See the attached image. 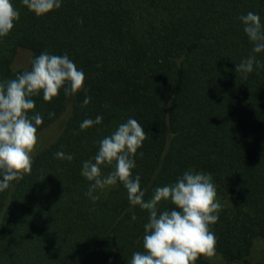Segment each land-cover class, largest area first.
<instances>
[{
	"label": "trees",
	"instance_id": "trees-1",
	"mask_svg": "<svg viewBox=\"0 0 264 264\" xmlns=\"http://www.w3.org/2000/svg\"><path fill=\"white\" fill-rule=\"evenodd\" d=\"M12 2L20 18L0 38V81L25 71L11 69L18 49L31 62L67 54L86 79L73 96L32 98L30 115L43 123L31 174L0 192V264H129L144 250L147 210L119 182L94 204L81 175L99 141L129 118L148 133L132 170L145 201L185 171L211 174L223 206L210 226L215 251L225 264H253L252 240L264 239V67L243 79L236 64L255 55L264 65L239 20L253 12L264 24V0H62L42 17ZM97 116L100 124L81 130ZM58 151L74 159H56ZM110 171L102 167V177Z\"/></svg>",
	"mask_w": 264,
	"mask_h": 264
},
{
	"label": "clouds",
	"instance_id": "clouds-1",
	"mask_svg": "<svg viewBox=\"0 0 264 264\" xmlns=\"http://www.w3.org/2000/svg\"><path fill=\"white\" fill-rule=\"evenodd\" d=\"M21 3L37 17H42L61 7L62 0H21ZM20 18L12 0H0V38L7 37ZM243 30L253 44V53L264 52V24L253 12L241 15ZM257 68L264 67L255 55L236 64V73L243 79ZM85 74L78 69L67 54L41 53L32 60L31 69L16 78L0 81V192L32 172L33 154L38 144V126L43 123L39 113L30 115L35 108L33 97L42 94L51 102L63 89L66 97L84 89ZM90 102L86 97L83 105ZM55 113L50 112L49 117ZM85 119L81 130L102 122ZM148 139L144 127L133 118L120 124L109 136L99 141L95 157L83 162L81 175L90 183L86 195L95 204L103 191L118 182L127 190L132 206H139L149 213L144 225L143 251L132 254L129 264H195L201 256L215 255L217 239L210 226L218 222L222 204L217 200L216 186L211 174L188 170L174 184L156 187L150 199L145 201L146 190H141L140 176L133 177L135 156ZM142 157L143 153H139ZM55 158L71 162L73 154L62 151ZM94 161V162H93ZM102 167H110L102 177ZM161 202L174 205L171 210L161 211ZM132 220L136 219L135 213Z\"/></svg>",
	"mask_w": 264,
	"mask_h": 264
},
{
	"label": "rangeland",
	"instance_id": "rangeland-1",
	"mask_svg": "<svg viewBox=\"0 0 264 264\" xmlns=\"http://www.w3.org/2000/svg\"><path fill=\"white\" fill-rule=\"evenodd\" d=\"M31 62V52L26 49H18L16 52V55L11 63V69L13 71L18 70H27L30 67ZM114 186H110L103 190L104 192H108ZM203 259L208 264H225L224 259L222 256L215 251V255L212 257H205L203 256ZM248 259L253 264H261L264 263V239L261 238H255L252 240V244L250 247V252L248 255Z\"/></svg>",
	"mask_w": 264,
	"mask_h": 264
}]
</instances>
